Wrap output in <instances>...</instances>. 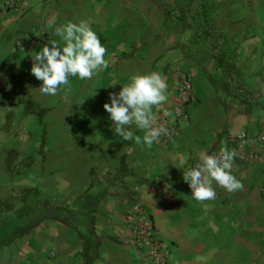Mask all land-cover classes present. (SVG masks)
Instances as JSON below:
<instances>
[{
    "label": "crops",
    "instance_id": "crops-1",
    "mask_svg": "<svg viewBox=\"0 0 264 264\" xmlns=\"http://www.w3.org/2000/svg\"><path fill=\"white\" fill-rule=\"evenodd\" d=\"M6 1L0 0V264H154L122 242L135 202L169 245L165 264H264L261 166L233 167L243 188L228 192L214 182L215 199L203 203L183 180L201 152L234 149L233 128L264 132V0H27L21 11L5 9ZM52 21H90L109 61L91 80L70 77L55 96L42 94V81L31 74V57L45 44L64 46L48 27ZM37 24L43 45L17 48L15 39ZM193 40L202 41L199 50H188ZM177 68L194 84L176 139L141 150L115 134L103 108L109 94L134 75L157 72L168 99L153 113L169 114ZM127 130L144 135L134 124Z\"/></svg>",
    "mask_w": 264,
    "mask_h": 264
},
{
    "label": "clouds",
    "instance_id": "clouds-1",
    "mask_svg": "<svg viewBox=\"0 0 264 264\" xmlns=\"http://www.w3.org/2000/svg\"><path fill=\"white\" fill-rule=\"evenodd\" d=\"M48 27L54 28V35L61 38L64 46L50 41L31 57V74L42 81L39 87L42 94L55 96L62 86L69 85L70 77L91 80L102 69L109 67V61L105 59L107 50L92 30L90 21L60 26L52 21ZM167 91L166 79L152 72L134 75L129 83L121 86L119 93H110V103H105L103 108L110 114L115 134L124 141L134 139L141 150L145 146L151 148L162 134L167 135L168 129L157 125V117L153 113L154 107L167 101ZM133 124L144 131L143 137H133V133L127 130ZM199 156L200 162L183 173V180L189 185L193 199L201 203L215 199L214 182L228 192L243 188L232 174L234 158L239 156L235 149L229 150L224 146L218 154L201 152Z\"/></svg>",
    "mask_w": 264,
    "mask_h": 264
},
{
    "label": "built area",
    "instance_id": "built-area-1",
    "mask_svg": "<svg viewBox=\"0 0 264 264\" xmlns=\"http://www.w3.org/2000/svg\"><path fill=\"white\" fill-rule=\"evenodd\" d=\"M27 0H8L5 9L21 11L27 8ZM45 30L43 25H38L22 38L15 39V46L25 49L31 46L43 45ZM30 61V58H27ZM176 79L175 103L169 114L156 113L157 125H163L168 129L167 135H161L158 139L161 145L167 148L179 135L180 123L189 118L188 106L193 95V80L191 75L180 68L174 72ZM234 149L239 156L234 158V170H238L242 163L248 162L258 164L263 170V179L259 184V191L264 200V132L249 133L239 131L233 136ZM220 148H214L208 152L209 155L218 154ZM132 218L126 227L127 237L123 239L125 246L133 247L142 251L154 264H165L171 258L169 245L156 235L155 223L152 216L143 208L140 202H135L132 206ZM55 251L48 253L49 260L55 257ZM41 264H50L47 261Z\"/></svg>",
    "mask_w": 264,
    "mask_h": 264
},
{
    "label": "rangeland",
    "instance_id": "rangeland-1",
    "mask_svg": "<svg viewBox=\"0 0 264 264\" xmlns=\"http://www.w3.org/2000/svg\"><path fill=\"white\" fill-rule=\"evenodd\" d=\"M201 42L202 41H199V40H196V41H190V46H189V48H188V50H199L200 49V47L201 46H199V43L201 44ZM199 47V48H198ZM202 50H203V48H202ZM192 53H193V51H192ZM189 54H191V53H189ZM215 62H212V64H214ZM211 64V65H212ZM211 73H212V76L214 77V80H216V82H218V81H220V78H219V76H218V74L217 73H213V71H211ZM193 84H194V81H193ZM216 84V83H215ZM221 90V89H220ZM243 129L244 127H239V128H233V133L234 134H236L237 133V131H239L240 129Z\"/></svg>",
    "mask_w": 264,
    "mask_h": 264
}]
</instances>
